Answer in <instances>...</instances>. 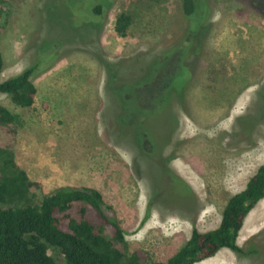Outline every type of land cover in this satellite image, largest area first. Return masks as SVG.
Instances as JSON below:
<instances>
[{
    "label": "rangeland",
    "instance_id": "1",
    "mask_svg": "<svg viewBox=\"0 0 264 264\" xmlns=\"http://www.w3.org/2000/svg\"><path fill=\"white\" fill-rule=\"evenodd\" d=\"M196 1L195 16L204 20L196 32L203 47L195 49L200 60L193 66L188 55L195 50L180 47L177 70L187 76L188 87L179 94L180 108H174L180 123L175 141L162 157L176 122L166 107L160 110L164 95L161 106L143 119L128 110L142 86L158 84L155 71L163 58L158 52L186 31L180 0H0V81L38 67L32 107L21 108L0 94V107L22 121L0 157L1 177L14 176V168L23 171L34 188L27 199L36 203L66 186L98 190L126 232L127 258L141 251L143 264L172 257L193 227L202 232L217 227L227 200L264 164L263 3ZM92 2L102 6L101 21L92 14ZM121 14L130 18L124 34L115 28ZM179 72L171 79L174 88ZM115 99L123 113L117 120ZM119 119L125 126L119 127ZM140 139L143 156L128 146ZM215 156L214 163L205 160ZM168 169L189 185L200 207L172 184ZM159 191L166 206L153 204L147 216L150 195ZM258 207L264 211V202ZM258 225L261 230L251 236H258L257 256L218 254L200 264H264V219ZM243 243L247 248L248 240ZM50 250L57 264H66L56 248Z\"/></svg>",
    "mask_w": 264,
    "mask_h": 264
},
{
    "label": "trees",
    "instance_id": "2",
    "mask_svg": "<svg viewBox=\"0 0 264 264\" xmlns=\"http://www.w3.org/2000/svg\"><path fill=\"white\" fill-rule=\"evenodd\" d=\"M260 1L264 9V0ZM93 4L95 3L92 2V14L101 21L102 6ZM197 8L196 0H180V11L186 23V31L170 49L158 52L163 54L155 71L158 84L142 86V90L136 94L139 101L137 100L136 104L134 101L128 110L131 116L139 113L140 118L143 119L146 113L161 106L163 101L161 102L160 98L164 95L167 103L166 106L160 107V110H165L166 107V115H171L176 122L174 126L172 125L170 142H165L160 149L162 157L166 148L175 141V132L180 123L174 108L177 107L175 104H179V108L182 104L183 98L181 99L179 94L186 90L183 87L186 84L185 79H188L185 73L177 70L182 51L180 47L189 46L187 48L189 51L203 47L202 37L196 32L203 27L204 20L195 16ZM129 23L130 18L126 14H121L117 18L116 31L124 34ZM189 34H193L192 38H188ZM192 44L194 48H191ZM173 47L176 49L172 54ZM197 51H194L196 55H188L191 66L200 60ZM169 62L172 63L171 68L166 69L164 66L163 69V64ZM2 63L0 54V74ZM37 69L38 67L33 65L17 75L0 81V94L8 95L11 101L21 108L32 107L37 96L32 77ZM192 69L194 70L192 75L196 74L197 68ZM177 71L180 73V78L177 77L180 79V84L174 88L171 79L178 73ZM186 86L188 87V84ZM115 102L113 117L117 120V116L122 117L123 113L118 100L115 99ZM121 125L125 126L119 119L120 128ZM21 126L22 121L18 115L0 107V157L11 147ZM128 146L131 149L136 148L141 156L145 155L141 149V139L136 144L130 140ZM13 171L16 173L12 177L2 178L0 175V264H57L52 256L51 247L59 251L66 264H143L144 256L141 251H136L130 259L127 258L124 251L126 232L117 219L116 211L98 190L84 186H66L45 195L36 203L27 199V195L33 194L34 188L26 174L15 168ZM169 174L172 175L170 177L173 183L170 178L167 180L183 193L190 194L191 199L198 204L194 195H191L192 189L189 185L170 170ZM160 187L162 189V185ZM158 193L159 196H156ZM158 193L154 197L150 195L147 216L153 204L166 206L162 198L163 192ZM17 200H23L24 203L19 204ZM261 200H264V164L248 180L245 189L229 199L222 212L218 228L202 233L193 227L190 239L172 257L156 264H196L214 257L224 248L231 250L239 258L250 259L257 256L258 247L254 242L257 241L258 236L248 241L247 248L240 247L237 238L246 217ZM7 203L10 205L5 206ZM13 203L16 205H11ZM195 210L184 212L192 213ZM192 222L194 225V220Z\"/></svg>",
    "mask_w": 264,
    "mask_h": 264
},
{
    "label": "crops",
    "instance_id": "3",
    "mask_svg": "<svg viewBox=\"0 0 264 264\" xmlns=\"http://www.w3.org/2000/svg\"><path fill=\"white\" fill-rule=\"evenodd\" d=\"M213 158H216V156L215 157H206V159L205 160H207V162H208V160H211V161H213V163L214 162H216L217 161V159L216 160H214ZM204 160V159H203ZM246 187V186H245ZM245 188H243L242 190H244ZM242 190H240L239 192H241ZM239 192H236V193H234V194H232L231 196H230V198L232 197V196H234L235 194H237V193H239ZM200 198V197H199ZM229 198V199H230ZM229 199L227 200V203H228V201H229ZM200 200H203L202 198H200ZM204 201V200H203ZM264 202V200H261L256 206H255V208L248 214V216L246 217V219H245V221H244V223H243V227H242V229L240 230V232H239V236H238V238H237V244L240 246V247H242L241 245H243L244 243L243 242H245V241H249V239L251 238V236H253L254 234H256L259 230H261V227H258L259 225H258V223H259V221L260 220H262V219H264V211L261 209H259V211L257 212V209L259 208L258 206L260 205V204H262ZM226 203V204H227ZM199 204V203H198ZM226 204H225V206H226ZM225 206H224V208H225ZM200 207V206H199ZM222 212H223V210H222ZM256 212V214H255V220H254V222L252 223V224H250V225H247V221H248V218L250 217V215L252 214V213H255ZM221 218H222V214H221ZM193 221V220H192ZM220 222H221V220H220ZM193 223V222H192ZM194 223H195V220H194ZM219 225H220V223H219ZM218 225V226H219ZM218 226L217 227H215L214 229H216V228H218ZM122 227V226H121ZM214 229H212V230H214ZM193 230V229H192ZM198 230V229H197ZM199 232H202V231H200V230H198ZM211 231V230H210ZM208 232V231H207ZM202 233H204V232H202ZM191 234H192V232H191ZM190 237H191V235H190ZM190 237H189V239H190ZM188 239V240H189ZM187 240V241H188ZM186 241V242H187ZM218 254H223L224 256H226V257H233V258H237V256L231 251V250H229V249H227V248H224V249H221L214 257H216ZM214 257H212V258H214ZM210 259V258H209ZM206 260H208V259H206ZM206 260H203V261H201V262H199V263H196V264H200V263H202V262H204V261H206ZM165 262V261H164ZM231 262V261H230ZM163 263V262H162Z\"/></svg>",
    "mask_w": 264,
    "mask_h": 264
}]
</instances>
